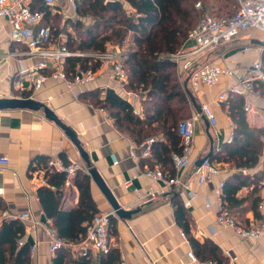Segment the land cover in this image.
I'll use <instances>...</instances> for the list:
<instances>
[{
  "label": "crops",
  "instance_id": "crops-1",
  "mask_svg": "<svg viewBox=\"0 0 264 264\" xmlns=\"http://www.w3.org/2000/svg\"><path fill=\"white\" fill-rule=\"evenodd\" d=\"M24 1L32 10L43 13L41 24L53 28L56 44L68 45L83 33L84 27L93 22L91 17H83L81 22L84 26L78 30L74 25L79 18L78 12L67 0H55L53 5L44 0ZM256 41L264 42V32L258 29L243 32L236 40L222 44L218 49L193 56V67L196 69L210 63L223 68L251 64L257 59H263L264 55V45ZM107 46H111V51L123 50L118 44L108 43ZM183 46L189 50L195 45L193 41H185ZM248 46L251 48L247 49ZM28 50L26 42L11 38L8 20L0 19V98L34 97L53 109L76 132L88 153L89 162L99 170L120 204L127 210H138L129 219L117 216L112 222V247L120 252V264L122 260L126 264H198L191 260L189 251H193L199 259H213L218 264H264V239L251 241L219 223L216 197L219 185L225 183L234 172L253 175L261 171L263 177L259 183L239 190L238 196L246 198L243 203L231 208L225 197L224 200L236 220L245 226L251 221L261 222L264 219V150L259 164L253 169H236L216 157L229 143L231 133H234L232 111L242 110L243 106L249 124L264 127V94L260 89L259 94L252 96L249 110L245 109V101L243 105L237 102L241 95L230 94L224 102H219L220 93L229 90L235 83L233 77L223 74L216 85H200L195 89L189 71L183 68L185 59L177 64L184 88L187 84L201 107L205 103L212 107L217 123L213 125L203 109L198 111L189 97L188 118L193 117L194 123L191 161L180 171L174 167L175 172L171 174L161 167L154 153L151 157L143 156L141 147L136 149L137 156L132 157L131 144L141 142H137L128 130L119 126L109 110L97 104L96 91L101 90L104 95L112 89L131 104L136 115L144 118V97L141 92L129 90L128 82L125 90L120 89L113 77L112 67L100 69L95 80L79 86L71 87L63 80L49 77L39 88H35L33 79L24 74L22 69L35 68L43 59L38 55L27 54ZM77 52L85 53L82 58H87L93 57L92 54L97 51ZM92 61H95L94 58ZM50 72L46 70V73ZM33 74L35 77L37 71ZM156 136L165 140L162 133ZM55 156L80 164L81 171L90 175L88 163L72 138L55 121L49 119L42 108L0 110V158L9 160L7 165H0V217L5 211L14 214L30 212L39 221L26 234L30 252L35 250L34 256H31L32 264H55L58 253L61 257L56 259L57 264H103L102 253L93 251L89 258H79L67 247L57 253L50 250L45 227L51 218L46 215L41 204L38 189L42 185L35 171ZM206 156H213V161L219 164L222 171L211 182L200 183L194 169ZM156 166H160L167 176L178 175L185 180H192V189L197 195L189 207L185 202L192 191L182 187L174 193L161 194L152 199L139 198L136 190L148 192L164 186V181L146 175L149 168ZM75 177H67L63 185L62 201L65 209L79 205L81 191L74 183ZM126 181H131L130 185L127 186ZM256 185L257 191L253 193ZM91 193L101 212L113 211L92 177ZM173 196H178L187 210L189 231L176 219ZM257 196L260 200L254 209L253 202ZM209 201L211 205L207 207ZM192 238H196L199 243L193 244Z\"/></svg>",
  "mask_w": 264,
  "mask_h": 264
},
{
  "label": "trees",
  "instance_id": "trees-1",
  "mask_svg": "<svg viewBox=\"0 0 264 264\" xmlns=\"http://www.w3.org/2000/svg\"><path fill=\"white\" fill-rule=\"evenodd\" d=\"M196 1L79 0V18L75 20V27L79 30L84 26L81 22L83 17H91L93 22L84 27L77 39L66 44L72 51H105L108 43L118 44L123 48V64L128 74L127 88L143 94L145 117L136 115L131 104L112 89L104 95L101 90L96 91L97 104L109 110L119 126L128 130L139 143L151 137L156 138V134L162 133L165 140L156 138L153 153L161 167L171 174L175 172L172 155L180 153L183 148L178 126L190 114L189 96L181 81L178 65L171 55L181 48L190 31L202 19L203 15L201 9L196 7ZM51 29L53 31L52 27ZM92 59L93 57L88 56L71 57L67 70L72 72L77 65L98 69L99 62ZM257 83V89L264 94V81ZM237 102L243 105L244 98H238ZM231 114L235 123L234 139L216 157L236 169H253L259 164L263 154L264 127L251 126L243 106L242 110L232 111ZM209 158L213 160V156ZM64 159L68 162V159ZM262 177L261 171L253 175L234 172L224 183V197L229 207L243 203L246 198L238 196L239 190L259 183ZM66 179L64 172L53 171L47 175V184L40 186L38 193L43 209L52 219L53 227L59 235L77 242L86 236L88 225L101 211L91 193V177L82 171L78 172L74 180L81 191L79 205L65 209L62 200ZM257 186L253 193L257 191ZM259 200V196L254 198V209ZM172 201L176 205L178 223L189 231L190 218L187 210L178 196H173ZM114 220L115 217L110 219V235ZM25 233V225L20 220H3L0 223V264L32 263L30 243L26 241L19 246V239ZM192 241L195 245L199 243L196 238H192ZM57 256L56 259L61 257L60 253ZM102 262L120 264L119 250L111 247L108 253L103 254Z\"/></svg>",
  "mask_w": 264,
  "mask_h": 264
},
{
  "label": "built area",
  "instance_id": "built-area-1",
  "mask_svg": "<svg viewBox=\"0 0 264 264\" xmlns=\"http://www.w3.org/2000/svg\"><path fill=\"white\" fill-rule=\"evenodd\" d=\"M46 3L53 5L55 0H44ZM74 10L78 9L79 0H67ZM202 2L198 1L196 7L200 9ZM6 18L10 24V35L14 41H24L28 44L29 50L27 54L38 55L43 61L35 68H23L22 72L28 75L34 81L35 88H39L44 81L49 78L63 80L69 86H79L91 82L97 78L100 69H109L112 67L113 77L120 89L125 90L128 82V74L124 68V53L119 50L111 51L108 47L105 51L92 54L95 62H99V68L94 69L92 66H78L74 71L67 70V64L70 57L85 56V53L72 51L64 43H54V35L50 26L42 25L43 13L32 10L24 0H0V19ZM258 29L264 32V0H238L237 10L230 15H217L207 13L202 16L200 22L192 29L188 35L187 42L193 41L194 47L187 50L185 46L181 47L177 52L171 55V58L177 63L183 62V68L189 71L190 80L195 89L200 85L214 86L223 74L229 75L235 79V83L231 85L229 90L223 91L219 95V102H224L230 94L241 95L245 101V109H250L251 98L253 95L259 94L257 89V81L264 80V63L263 59H257L251 64L238 67L223 68L215 63L206 64L200 68L193 67V56L204 54L211 49H218L222 44L236 40L243 32ZM251 47L248 46L247 49ZM264 49V47H263ZM50 73H46V70ZM34 71L37 75L34 77ZM1 81V78H0ZM202 109L206 117L211 123H217L216 115L212 107L205 103ZM178 131L182 138V151L173 153L172 161L175 169L180 171L187 167L191 161V154L194 145V123L193 117L180 121ZM234 139V133H231L228 139L229 143ZM156 141L155 137L148 138L140 144L133 142L131 144V156L136 157V149H143V156L151 157L153 155V145ZM9 160L5 157L0 158V165H7ZM82 166L75 162H66L61 157H52L46 165L37 168V180L39 184H47V175L53 171L64 172L68 179L75 177ZM219 164L215 163L207 157L203 163L194 169L197 179L200 183H208L213 177L221 172ZM146 175L154 180L164 181V186L159 190H136L137 195L141 199H152L161 194H171L178 191L181 187L191 190L190 198L186 200L185 205L189 207L192 199L197 195L192 189V180L183 179L176 176H167L160 166L149 168ZM131 181H126V185H130ZM218 213L217 220L226 227H230L236 231L238 235L251 241L264 239V219L261 222L251 221L245 226L239 223L232 215L224 200V183L220 184L217 192ZM211 202H207L210 207ZM117 217L115 211L97 213L91 223L87 227L86 236L77 242L69 241L59 235L52 226L49 219V225L45 227L48 235L50 250L57 253L62 248H69L76 257L89 258L91 253L97 252L106 254L112 247V237L109 232L110 219ZM3 220H20L25 223V235L19 239V246L26 241L27 232L39 224V221L30 213L24 212L14 214L5 211L0 217V223ZM185 236V233H183ZM32 249L31 256H34ZM192 261L198 264H218L213 259H199L193 251H189ZM32 264V263H31ZM121 264H126L124 260Z\"/></svg>",
  "mask_w": 264,
  "mask_h": 264
},
{
  "label": "water",
  "instance_id": "water-1",
  "mask_svg": "<svg viewBox=\"0 0 264 264\" xmlns=\"http://www.w3.org/2000/svg\"><path fill=\"white\" fill-rule=\"evenodd\" d=\"M256 42L264 45L263 41H256ZM185 88H186V91L189 97L191 98V101L196 107V109L198 111H202L201 105L197 103L195 96L193 95L192 91L187 87V84H185ZM15 108H28V109H34V110H38L42 108L44 110V113L49 119L55 121L62 129L65 130V132L72 138L73 142L79 149L82 157L87 161L88 166H89L88 173L93 178V180L96 182V184L99 186L101 191L104 193L105 197L107 198V200L109 201L111 205V208L113 209V211H115L118 217H120L121 219H129L134 213L138 211L135 209L127 210L120 204L118 199L112 193L110 187L105 182L99 170L96 167L92 166L91 163L89 162L88 153L83 148L76 132L69 125H67L64 121H62L53 109H51L45 103L35 99L34 97H3V98H0V110L15 109ZM207 157L209 156L202 158L199 161L198 166H200Z\"/></svg>",
  "mask_w": 264,
  "mask_h": 264
},
{
  "label": "rangeland",
  "instance_id": "rangeland-1",
  "mask_svg": "<svg viewBox=\"0 0 264 264\" xmlns=\"http://www.w3.org/2000/svg\"><path fill=\"white\" fill-rule=\"evenodd\" d=\"M202 2L201 13L202 15L207 13L217 15H230L237 10V0H197ZM109 47V46H108ZM111 49V46L109 47ZM123 52V50L121 49Z\"/></svg>",
  "mask_w": 264,
  "mask_h": 264
}]
</instances>
